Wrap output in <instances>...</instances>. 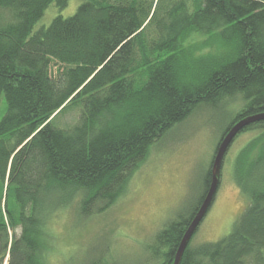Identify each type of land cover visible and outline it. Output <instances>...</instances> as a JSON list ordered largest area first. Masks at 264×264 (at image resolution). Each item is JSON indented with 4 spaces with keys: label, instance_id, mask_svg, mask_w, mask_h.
<instances>
[{
    "label": "trees",
    "instance_id": "trees-1",
    "mask_svg": "<svg viewBox=\"0 0 264 264\" xmlns=\"http://www.w3.org/2000/svg\"><path fill=\"white\" fill-rule=\"evenodd\" d=\"M69 2L0 0V264H53L52 224L107 211L197 108L241 101L221 137L264 112V0H80L40 24ZM73 105L77 120L58 127ZM244 131H258L235 158L248 206L226 236L189 243L181 264H264V120ZM210 179L207 169L196 201L156 232L154 264H173Z\"/></svg>",
    "mask_w": 264,
    "mask_h": 264
},
{
    "label": "rangeland",
    "instance_id": "rangeland-1",
    "mask_svg": "<svg viewBox=\"0 0 264 264\" xmlns=\"http://www.w3.org/2000/svg\"><path fill=\"white\" fill-rule=\"evenodd\" d=\"M79 4L80 0H70L64 9L52 5L40 24H49L57 15L71 16ZM220 46L217 42L209 49ZM194 55L198 57V51ZM230 101L227 105L230 109L200 105L185 120L168 129L132 173L124 194L107 211L83 221L69 210L62 220L53 223L56 235L53 264H59L55 261L63 259L67 264L79 260L83 264H154L151 259L154 251L148 245L158 230L198 198L204 173L210 169L222 131L231 119L230 112L241 105V101ZM75 108L73 105L59 115L56 125L60 128L73 125L78 117ZM5 111L6 99L2 96L0 121ZM257 133L241 132L230 146L217 193L190 241L191 246L226 236L248 206V198L235 183L233 174L237 151Z\"/></svg>",
    "mask_w": 264,
    "mask_h": 264
},
{
    "label": "water",
    "instance_id": "water-1",
    "mask_svg": "<svg viewBox=\"0 0 264 264\" xmlns=\"http://www.w3.org/2000/svg\"><path fill=\"white\" fill-rule=\"evenodd\" d=\"M261 120H264V112L242 118L238 122L234 123L220 139L213 155V159L211 161V179L209 187L199 209L197 210L196 214L194 215L188 227L186 228V231L176 250L173 264H181L186 247L189 245L192 237L196 233L198 227L200 226L201 222L203 221L211 207V204L215 198L220 184L224 159L230 146L234 142L237 135L241 133L244 128H246L252 123L259 122Z\"/></svg>",
    "mask_w": 264,
    "mask_h": 264
},
{
    "label": "flooded vegetation",
    "instance_id": "flooded-vegetation-1",
    "mask_svg": "<svg viewBox=\"0 0 264 264\" xmlns=\"http://www.w3.org/2000/svg\"><path fill=\"white\" fill-rule=\"evenodd\" d=\"M198 209H199V207H198ZM198 209H197V210H198ZM195 214H196V212H195ZM195 214H194V215H195ZM193 217H194V216H193Z\"/></svg>",
    "mask_w": 264,
    "mask_h": 264
}]
</instances>
